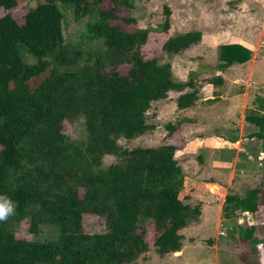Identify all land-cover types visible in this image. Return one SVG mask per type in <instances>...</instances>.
Segmentation results:
<instances>
[{
    "label": "trees",
    "instance_id": "obj_1",
    "mask_svg": "<svg viewBox=\"0 0 264 264\" xmlns=\"http://www.w3.org/2000/svg\"><path fill=\"white\" fill-rule=\"evenodd\" d=\"M31 1L35 6L14 18L10 11L19 0H0L7 12L0 18V193L18 205L16 214L0 223V264H136L150 250V226L160 257L181 252L182 231L199 221L201 206L187 203L178 148L127 149L118 140L154 131L147 113L171 92L179 94L178 110L193 107L202 85L193 78L176 81L171 63L143 57L149 30L129 31L115 23L137 25L135 17L118 12L133 11L143 0ZM106 1L114 6L101 8ZM80 8L77 17H89L85 32L76 42L66 41L59 21L64 11L75 14ZM50 18L58 26L51 28ZM167 28L168 22L162 25L163 31ZM193 38L199 40L200 34L177 36L164 51L178 54ZM251 54L242 45H226L219 70L246 63ZM203 82L218 87L224 81L215 75ZM79 116L86 134L74 141L64 123ZM245 122L257 129L251 138L264 140V99ZM166 127L171 133L177 129L172 123ZM107 155L118 162L104 168ZM261 194V187L244 197L227 194L223 217L248 213L254 219ZM86 215L103 219L106 230L85 232ZM23 221H29L31 239L16 236ZM44 226L55 228L56 238H40ZM253 230L239 228V234L255 250L260 240L253 238Z\"/></svg>",
    "mask_w": 264,
    "mask_h": 264
},
{
    "label": "rangeland",
    "instance_id": "obj_2",
    "mask_svg": "<svg viewBox=\"0 0 264 264\" xmlns=\"http://www.w3.org/2000/svg\"><path fill=\"white\" fill-rule=\"evenodd\" d=\"M19 2V6L10 11L14 18L23 17L35 6V2L31 0H19ZM113 6L110 1H106L101 8L110 9ZM166 8L171 12L169 17L166 15ZM81 12L82 8L75 13L76 15L72 11H64L65 17L59 21V27L66 41L76 42L85 32L89 17H77ZM6 13L5 10L0 9V18ZM118 16H133L137 20L135 26L127 25L121 20L115 22L124 29L134 31L135 28H141L150 31L147 41L141 46L143 57H160V63H171L174 79L179 82H187L193 78L199 85H207L203 82L204 79L218 74L220 66L224 64L219 58L222 47L235 41L244 42L252 49L251 58L246 62L245 67L246 70L249 68V72L246 76L236 71L231 72L229 85L224 86L219 94L227 98V101L243 100V94L247 92L248 106L245 115L250 110L257 109L261 99H264V0H143L136 3L133 11L121 8ZM167 22L168 28L163 31L162 25ZM56 24L57 20L50 18L51 28L58 26ZM193 32L200 34L199 40L193 38L194 41L183 51L173 56H168L169 54L164 51L163 46L166 42ZM243 64L234 63L228 68ZM211 92L209 91L208 94ZM215 96L218 97V94L215 93ZM175 97L176 93L172 92L166 101L152 103L147 113V122L156 126L154 131L132 140L120 138L119 145L127 149L157 148L172 142H191L190 137L199 133L221 135L226 139L233 135L239 136L243 125L241 109L232 119L229 118V121L225 118L227 117L225 114L220 117L211 113L203 122L195 119L192 121L190 118L195 116L193 112H180L175 109ZM220 106L222 105L219 104L217 108ZM169 123L177 126L173 133L166 127ZM242 131L243 139H251V134L257 129L247 123V127L242 128ZM64 132L74 141L84 139L86 134L84 117L79 116L74 120L65 121ZM182 134L186 137L185 140L180 137ZM244 141L242 146L247 147L254 159H248L249 154L246 151L245 154L243 153L244 156H241L240 162L235 167L234 182L235 184L238 182L240 186L229 193L245 196L248 190L261 187V208L257 217L253 219L248 213H238L231 219H225L223 213L220 217L217 212H211L200 226L194 225L200 223L199 219L182 231L185 237L183 251L176 256L160 257L155 252L153 245L155 231L150 226L147 236L150 250L145 258H140L136 264H260L261 252L257 246L254 250L249 242L240 239L239 228L252 226L253 238L260 240L258 245L264 244V140L256 139L255 145ZM188 150L190 149L188 148L187 152ZM260 151H263V154H259ZM195 155L193 153L178 155V160L192 161ZM116 162L118 159L115 156L107 155L103 159V167L106 168ZM191 164L193 163H189L188 167ZM216 195L222 199L224 192L222 197ZM218 198L216 201L219 200ZM83 225L84 231L91 234L106 230L104 220L96 215L84 216ZM16 236L26 239L33 237L29 221H23L18 226ZM56 236L55 228L51 226L42 228L40 238L50 239Z\"/></svg>",
    "mask_w": 264,
    "mask_h": 264
},
{
    "label": "crops",
    "instance_id": "obj_3",
    "mask_svg": "<svg viewBox=\"0 0 264 264\" xmlns=\"http://www.w3.org/2000/svg\"><path fill=\"white\" fill-rule=\"evenodd\" d=\"M230 44H239L252 50L244 42L241 41L231 42ZM246 65L247 64L244 63L243 65L237 67L234 66L227 68L225 70H220L219 73L216 75L221 76L223 78L224 81L223 84L218 87H215L212 84H207L205 86H202L200 92V97H201L200 100L197 101L193 107L188 108L186 110H182V111L178 110L176 99L179 96V94L175 92L176 93V97L174 99L175 109L180 112H184V111L193 112L195 116L190 118L192 121L195 119L197 121L203 122L204 120L208 119L207 117L211 114H215V115L218 114L220 117H223V114H225V116L227 117L225 116L224 117L227 118V121H229V118L232 119L233 115L236 112L238 113L239 109L242 110L241 123L243 125L241 127L239 136L233 135L232 137L226 139V137H222L221 135L215 136L213 134H208V133H203V134L199 133L197 135H193L190 137L191 142L185 141L186 143H177V142L169 143L175 145L178 148V151L176 153L177 159H178V155H183L185 153L196 154L195 156L192 157V161L191 160L190 161L184 160L182 162L179 161V164L181 165L186 178L185 193L189 195V198L187 199V203L191 205L192 204L198 205L199 203L201 206L200 223L194 224L195 226H200L205 221V219H207L208 215L211 212L213 213L217 212L221 217L223 213V208L225 206V199L227 194L233 191L234 188L240 186L238 182L236 184L234 182L235 167L240 162L242 158L241 156H244L245 151L249 154V156L247 157L248 159H252V160L254 159L253 155H251L247 150V147L242 146L245 143L244 140L250 142L253 145L256 144L255 142L256 139L259 141H263L256 137H253L251 139L250 138L243 139L241 135L243 133L242 128L245 129L247 127V123L245 122V109L248 106L246 100L248 93L245 92L243 94V98H242L243 100H228V101L227 98L219 94L222 88H224V86L229 85L231 81V77H230L231 72L236 71L238 74H243L244 76L248 74L249 68L248 70H246L245 69ZM247 89L248 88H246V90ZM209 91H212L211 94H208ZM171 93L169 94V97ZM215 93L218 94L219 100L209 103L208 100L215 98ZM167 99L160 100V102L166 101ZM219 104H221L222 106L217 108ZM225 110H227V112ZM218 115L217 117H219ZM180 137L184 140L186 139V137L183 134L180 135ZM188 148L190 149L188 150L189 152H187ZM262 152L263 151H260L259 154H263ZM189 163H193V164H191V166L188 167ZM216 189L218 190L216 191ZM216 194L221 195V197L223 195L224 197L221 199L220 196ZM236 195L240 197H244V195H240V194H236ZM217 197H219L218 198L219 200L216 201ZM261 199H262V194H261ZM181 252H179L178 254H180ZM178 254L175 253L172 255L176 256Z\"/></svg>",
    "mask_w": 264,
    "mask_h": 264
},
{
    "label": "clouds",
    "instance_id": "obj_4",
    "mask_svg": "<svg viewBox=\"0 0 264 264\" xmlns=\"http://www.w3.org/2000/svg\"><path fill=\"white\" fill-rule=\"evenodd\" d=\"M17 203L6 193H0V223H6L16 214ZM261 252L260 264H264V244L257 245Z\"/></svg>",
    "mask_w": 264,
    "mask_h": 264
},
{
    "label": "built area",
    "instance_id": "obj_5",
    "mask_svg": "<svg viewBox=\"0 0 264 264\" xmlns=\"http://www.w3.org/2000/svg\"><path fill=\"white\" fill-rule=\"evenodd\" d=\"M262 159V158H261ZM250 215V214H249ZM251 216V215H250Z\"/></svg>",
    "mask_w": 264,
    "mask_h": 264
}]
</instances>
